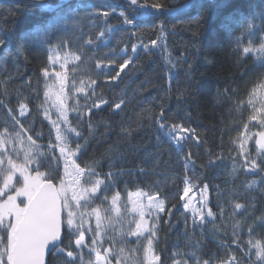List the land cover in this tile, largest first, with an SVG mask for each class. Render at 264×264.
Listing matches in <instances>:
<instances>
[{"label":"trees","instance_id":"1","mask_svg":"<svg viewBox=\"0 0 264 264\" xmlns=\"http://www.w3.org/2000/svg\"><path fill=\"white\" fill-rule=\"evenodd\" d=\"M30 1L0 0V141H8L0 159L30 165L33 172L39 167L44 182L59 187L71 158L86 187L98 184L85 203L90 214L104 213L115 199L135 193L159 199L165 210L153 240L156 264H219L214 257L225 248L229 257L244 256L240 264H259L254 253L264 251V174L244 172L239 153L258 162L264 156L255 143L264 132V51H259L264 0H149L174 11L137 16L135 34L122 24L123 17L134 15L127 0H47L52 8L60 4L63 14L78 13V23L67 30L62 21L45 27L56 13ZM246 21L254 25L249 31ZM153 24L157 27H145ZM55 52L69 57L66 70L81 89L77 106L67 105L62 118L47 99ZM128 58L132 63L113 79L119 70L113 62ZM93 101L100 108L90 107ZM161 109L170 122L195 129L197 139L177 147L156 124ZM247 134L254 138L244 151ZM210 157L216 160L212 166ZM185 179L195 185L190 194L199 195L208 185L214 218H206L203 230L184 211L186 199L179 200ZM236 203L247 211H234ZM106 217L92 216L90 227L80 228L87 247L77 246L65 226L61 247L48 264H94L92 240L104 256L130 239L128 229L116 234ZM246 224L255 227L254 234ZM241 229L243 234L234 236ZM234 239L243 241L241 249ZM11 242L10 230L0 225V264H8Z\"/></svg>","mask_w":264,"mask_h":264},{"label":"rangeland","instance_id":"2","mask_svg":"<svg viewBox=\"0 0 264 264\" xmlns=\"http://www.w3.org/2000/svg\"><path fill=\"white\" fill-rule=\"evenodd\" d=\"M51 62L53 71L48 74L49 87L47 93L50 110L58 111L61 103L64 104L66 110L68 105L69 110L71 104L77 106L78 95L81 93V89H79V85L74 82L69 72L66 70V65L70 63L69 57L67 61V57L55 52ZM23 113L25 114V111H23ZM50 121L52 122L51 119ZM253 138L254 136L250 134L244 137V151L247 150ZM255 143L259 151L264 152V138L260 136V133L256 135ZM7 145V140H1L0 152H5ZM15 164L16 166L11 170L7 161L0 165V223H3L7 227L14 222L13 216L6 215L14 211V197H16L17 204H21V201H23L25 202V206H27V201L33 198L45 180L44 174L33 172L30 165ZM66 165L65 181L59 185L60 194L64 202L65 217L69 220L74 218V223L76 225L88 229L92 216L97 221H102L107 213L106 218L109 220V224L111 222L114 224L112 228L116 230V234L121 235L122 229H128L130 233L137 230L143 231V234L140 236L130 235L129 240H123L120 244L116 243L117 247L106 250L104 256H108L110 264H156L157 257L153 250V240L156 234L157 220L164 212L165 208L160 211L156 207L150 205L159 204L161 201L156 197H150L140 192L131 194L124 200L120 198L115 199L109 210L105 211L106 213L96 211L90 214L85 209V203H88V200L94 195L92 194L93 190L82 183L84 174L76 169L71 158L68 157L66 159ZM205 195L209 206L207 192ZM190 197L193 198L191 203L199 208L200 204L198 201H200L201 198L200 194L189 193V196L185 197V199L187 200ZM141 213H143V215H141ZM73 230L76 229L74 228ZM131 239H136V242L132 244L130 242ZM149 239L151 240V247H149ZM113 244H115V242ZM104 256H100L101 264H103Z\"/></svg>","mask_w":264,"mask_h":264},{"label":"snow or ice","instance_id":"3","mask_svg":"<svg viewBox=\"0 0 264 264\" xmlns=\"http://www.w3.org/2000/svg\"><path fill=\"white\" fill-rule=\"evenodd\" d=\"M32 5H38L42 8L49 9L51 11H54L56 15L48 21V26H54L57 24V22L62 21L64 23L65 30L69 28H73L76 26V24L79 21V15L78 13L73 9L70 13L63 14L62 13V6L60 4H57L55 8H52L48 3L47 0H31ZM127 5L131 9L132 13L134 14L131 17L125 16L123 17L122 24L124 26V29L131 33L135 34L138 31L137 26V16L144 17V16H160V15H166L170 11H174L172 9H166L164 6L158 2L150 3L149 0H127ZM109 15L108 12H104L103 16L107 17ZM262 27L259 29V32L264 33V19H260ZM254 25L251 23L249 24L247 21L243 24V28L245 31H249L252 29ZM145 27H152L155 28L157 25H146ZM37 30H41L38 26ZM163 30V29H161ZM46 43H50L48 41H45ZM152 43L155 45L156 41L153 40ZM239 43V41H237ZM3 45V42L0 41V46ZM137 51L136 47L132 48V52L135 53ZM245 52H251L253 51V48L246 47L244 49ZM259 51H264V36L261 37V46ZM132 63L131 58L125 59L123 63H120L116 65L113 62V67L118 68V71L114 72L113 79L119 78L120 74L125 71V69L128 68L129 64ZM47 75V72H45ZM264 86V85H262ZM96 107L100 108L99 104H96L95 101L92 102V105L90 107ZM116 108H120V104H116ZM66 110V107L63 103L59 105V115L62 118L63 114ZM21 115H23V107L21 108ZM77 119H80V115H77ZM67 123L68 121V115L66 117ZM55 121L53 122V125L55 126ZM261 126L264 127V119H261L260 121ZM156 124L159 127V129L164 132V134L172 140L177 147L181 146V144L186 140H195L197 139L196 136V130L190 127H186L183 123H177L175 121H169L165 111L161 109V112L156 119ZM260 136L264 138V132L260 133ZM247 138V137H246ZM77 145V151H79V140L74 141ZM243 148V145L241 144V149ZM69 152H71V149H69ZM72 155L75 156L76 153L72 152ZM240 156L243 157V164L241 165L242 169L246 173H259L264 174V156H261L259 158V162L256 158L244 153L241 151L239 153ZM222 157H217L216 160H222ZM216 160L212 159L211 157L208 160V166H212L214 163H216ZM4 163L3 159H0V165ZM8 165L10 166V170L16 166V164L9 158L7 160ZM38 164H42V161H36ZM36 172H39V167L35 169ZM185 187L183 188L182 195L179 196V200L185 201V197L189 196V192L192 191V188L195 187V185L190 184L188 179L184 180ZM98 187V184L94 186L92 194H95V190ZM251 187V185H249ZM208 185H203V191L200 193V201L198 203L200 204V207H195L191 201L192 197H190L188 200H186L183 204V209L185 212H190L192 214V223L193 226L199 225L201 227V230H203V225L206 222V217L208 218H214V213L212 209L208 206V200L205 195L207 192ZM115 197L113 198V200ZM34 201H27V207L25 206V202L21 201V204L16 203V197H14V203H13V209L14 211L11 214H6L8 216L14 217V222H12L10 225H8V230H10L12 235V243L9 247L6 248L7 254V261L8 264H44V253L45 250L48 249L49 251H55L59 249V245L57 244V241L61 240V227L62 223H65V226L68 230L69 237L72 235H75L77 238L75 239V244L79 247H87V245L84 244V234L80 231V225H76L74 223V218L69 220L67 217L64 218V221H62V217H60V223L59 227L57 228L55 223H50L47 225V234L44 235L42 238L36 236L33 233L32 226L34 222V213H39L40 208L38 205H35ZM156 207L158 210L162 211L164 209V204L161 202L156 205H150ZM244 209V211H247L245 205H242L240 203H236L234 205V211ZM143 215V213H141ZM170 215V213H169ZM187 219V218H186ZM3 224V223H0ZM248 229L249 234L255 233V227L250 225H245ZM76 229L75 233H73V229ZM143 234V231H134L131 233V235L134 236H140ZM243 229H241V232L239 234L235 233L234 230V236L235 235H242ZM154 235V233H153ZM233 243H236L237 250L241 249L243 241H237L233 240ZM249 245H252L254 247H257V245H254L251 240H249ZM92 244L96 247H93L90 249L91 252L96 253V259L94 264H101V257L100 253L97 251V241L92 240ZM49 245H51V249H49ZM149 247H151V240L149 239ZM244 252H248V246L244 245L243 248ZM2 255V254H0ZM71 255V253H69ZM256 256L257 261L259 264H264V251H257L254 253ZM216 259H219V264H240V260L244 259V256L241 255L239 258L236 256L229 257L228 256V249H224V254L221 257H214ZM89 264H93V261L89 260ZM103 264H110V261L108 260V256L103 257ZM196 264H209V261H200L197 260ZM245 264H248V261L245 260Z\"/></svg>","mask_w":264,"mask_h":264},{"label":"water","instance_id":"4","mask_svg":"<svg viewBox=\"0 0 264 264\" xmlns=\"http://www.w3.org/2000/svg\"><path fill=\"white\" fill-rule=\"evenodd\" d=\"M19 2L20 1H12L9 3L15 4ZM179 11L181 10H178L176 12ZM30 201H34L35 205H38L40 208L39 213H34V222L32 226L33 233L36 236L42 238L44 235H46L47 225L50 223H55L56 227L58 228L60 223V217H62V221H64V202L61 197L58 186L54 183L45 181ZM64 229L65 223H62L61 240L57 241L59 248L62 244ZM49 249H51V245H49ZM53 252L54 251H49L48 249L45 250L44 264H48V259Z\"/></svg>","mask_w":264,"mask_h":264}]
</instances>
